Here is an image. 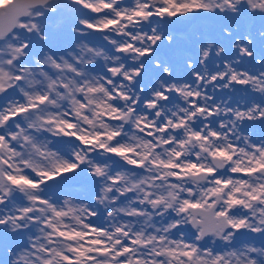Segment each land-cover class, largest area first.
Wrapping results in <instances>:
<instances>
[{"label": "snow or ice", "instance_id": "obj_1", "mask_svg": "<svg viewBox=\"0 0 264 264\" xmlns=\"http://www.w3.org/2000/svg\"><path fill=\"white\" fill-rule=\"evenodd\" d=\"M0 264H264V0H0Z\"/></svg>", "mask_w": 264, "mask_h": 264}]
</instances>
